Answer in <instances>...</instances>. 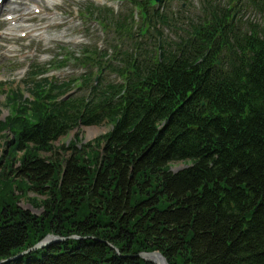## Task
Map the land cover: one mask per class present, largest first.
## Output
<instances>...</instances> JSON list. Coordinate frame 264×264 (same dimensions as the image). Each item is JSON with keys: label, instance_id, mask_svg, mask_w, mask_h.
I'll return each mask as SVG.
<instances>
[{"label": "trees", "instance_id": "1", "mask_svg": "<svg viewBox=\"0 0 264 264\" xmlns=\"http://www.w3.org/2000/svg\"><path fill=\"white\" fill-rule=\"evenodd\" d=\"M120 1L81 11L115 33L106 48L51 62L83 73L58 81L32 64L29 96L7 92L0 264H152L138 256L151 250L169 264H264V0H201L178 21L167 0ZM238 3L262 23L235 22ZM73 87L85 91L63 97ZM101 123L79 151L55 152L59 136ZM47 234L66 239L7 260Z\"/></svg>", "mask_w": 264, "mask_h": 264}, {"label": "rangeland", "instance_id": "2", "mask_svg": "<svg viewBox=\"0 0 264 264\" xmlns=\"http://www.w3.org/2000/svg\"><path fill=\"white\" fill-rule=\"evenodd\" d=\"M200 1L168 0L169 14H172L176 21L183 16L195 18V15L198 12L200 13ZM226 1L224 0V2ZM240 2L242 3V0ZM89 3H93L95 6L108 5L115 12L123 5L122 2L116 0H16L14 2L6 0L4 2L0 9V83H2L0 85V119H5L11 112L7 99L9 90L21 91L24 97L29 95L26 89L28 87L26 80H28L27 70L30 69L32 64L45 66L49 70L45 74L48 78H55L58 81L67 80L72 76L83 73L85 68L76 64L72 59L62 68L51 66L54 58L60 60L68 52H74L79 56L82 53L83 45H92L99 50H103L107 47V42L111 38H115L114 32H102L99 23L95 22V19H92L89 23V20L80 17L79 10ZM241 3L234 7L235 10H238L234 16L235 22L241 23L249 19L252 22L256 21L261 24V17L252 11L249 6ZM34 5L41 8L39 13L34 12ZM23 9H27L28 15L20 20V23L10 24L13 16L15 17L21 13ZM6 14H12V19H7ZM11 27L16 29L12 34L8 33L7 30ZM27 27L33 29L32 33L28 32ZM21 32H26V36H20ZM38 32H42L43 36H39ZM162 33L169 38H174L176 35V31L172 26L162 27ZM9 45L14 46L10 47ZM9 47L13 50L10 51ZM108 51L109 53L112 52L111 49H108ZM101 75L108 79L115 78L114 74L107 72L105 69ZM84 91L83 89L72 88L74 95H80ZM109 128L110 126L107 123L79 125L54 140L52 143L54 150L60 157L66 158L75 151H79L81 144L92 141ZM1 141H4V138H0ZM70 141L73 142L72 146H68ZM74 149L76 150L73 151ZM48 154V152L42 153L44 156ZM184 166L185 164L182 161L170 163L171 170H177ZM35 194L38 198L42 197V194L32 191L28 195L32 197ZM18 204L21 208L36 215L43 211L42 206H35L27 198H22Z\"/></svg>", "mask_w": 264, "mask_h": 264}, {"label": "water", "instance_id": "3", "mask_svg": "<svg viewBox=\"0 0 264 264\" xmlns=\"http://www.w3.org/2000/svg\"><path fill=\"white\" fill-rule=\"evenodd\" d=\"M155 1L159 2L161 0H155ZM70 237L79 238V236H77V235H72ZM64 239H66V238L58 236V235H54V234H47L43 239H41L40 241L35 243L31 248L13 256V257H10L7 260H14L18 256H21L22 254L26 253L27 251H29L31 249L41 248V247H44L45 245L50 244L52 242L62 241ZM138 256L143 258L145 261L151 262L152 264H169L168 261L166 260L165 256L158 250L140 251L138 253ZM2 261H4V260H1L0 262H2Z\"/></svg>", "mask_w": 264, "mask_h": 264}, {"label": "bare ground", "instance_id": "4", "mask_svg": "<svg viewBox=\"0 0 264 264\" xmlns=\"http://www.w3.org/2000/svg\"><path fill=\"white\" fill-rule=\"evenodd\" d=\"M15 1V0H14ZM4 4V1L0 4V9L2 8L1 6ZM36 7H39V6H37V5H34L33 6V8H36ZM28 9H29V7H28ZM40 10H41V8H40ZM26 15H28V11H27V9H23V11L21 12V13H19V14H17V17L15 16V18H13V22H14V24L16 25V24H18V23H20V20H22ZM19 16V17H18ZM12 19V18H11ZM11 24V23H10ZM27 29H28V32L29 33H32V31H33V29L31 28V27H27ZM7 30L9 31L8 33H10V34H12V32L13 31H15L16 29H15V27L13 28V27H11V28H7ZM39 35H40V33H38ZM37 34V35H38ZM42 35V34H41ZM13 45H11L10 47H12Z\"/></svg>", "mask_w": 264, "mask_h": 264}]
</instances>
